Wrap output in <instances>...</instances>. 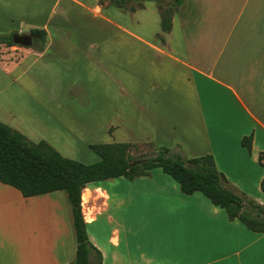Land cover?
<instances>
[{"label": "crops", "instance_id": "1", "mask_svg": "<svg viewBox=\"0 0 264 264\" xmlns=\"http://www.w3.org/2000/svg\"><path fill=\"white\" fill-rule=\"evenodd\" d=\"M46 1L47 8L33 0H0V20H20L29 10L34 16L27 22L30 30L44 29L50 35L48 27L61 0ZM66 3L92 19L89 35L112 36L118 48L119 39L140 42L154 53L152 58L141 63L144 70L138 68L137 52H142L128 44V68L116 64L117 73L112 66L116 76L123 73L124 84L106 74L115 95L124 91V100L120 104L112 99L106 107L103 99L82 96L83 88H90L84 80L76 85L80 97L61 96L59 90L68 95L72 86L62 83L65 64L46 36L43 50L22 47L18 58L0 61V121L30 141H46L61 154L89 148L101 130L113 136L110 126L126 130L121 142L166 147L170 156L211 154L235 192L264 205V166L258 161L264 152V0H183L170 32L163 34L164 44L156 38L160 16L151 5L123 12L108 0ZM39 8L42 16L35 11ZM147 18L154 26L147 36L158 41L140 34ZM117 50L113 53L120 56ZM98 51L97 61L103 62L98 58L106 48L98 45ZM101 77L105 79L104 68ZM102 82L97 80V93L104 88ZM105 109L111 117L103 124L100 114ZM249 135L247 150L241 140ZM39 203L45 206L41 212L46 225L33 223ZM81 210L88 239L100 253L98 264H264V232L229 218L200 191L185 194L161 168L132 179L120 176L87 184L81 191ZM75 253L71 208L64 194L25 197L0 182V264H69Z\"/></svg>", "mask_w": 264, "mask_h": 264}, {"label": "trees", "instance_id": "2", "mask_svg": "<svg viewBox=\"0 0 264 264\" xmlns=\"http://www.w3.org/2000/svg\"><path fill=\"white\" fill-rule=\"evenodd\" d=\"M130 1L108 0V5L130 11L143 7L132 6ZM182 1L170 0L173 10L158 7L160 32L156 38L162 44L165 43L163 34L171 30L172 14ZM30 33L38 38L33 49L43 50L46 31L33 28ZM11 35L0 34V43L13 45ZM251 142L250 135L241 140L247 150L251 149ZM135 147L129 142L93 143L89 148L99 159L94 163H83L63 156L44 140L30 141L0 121V182L18 189L25 197L53 191L64 192L71 208L76 240L75 258L69 264H98L100 260V253L86 234L81 210L82 189L89 183L109 178L124 176L132 179L154 168H161L172 176L185 194L200 191L214 205L224 208L229 218L239 219L252 231L264 232V205L235 192L217 170L211 154L184 159L180 155L170 156L168 148L159 147L153 155L132 158L129 152ZM258 161L264 166V152L259 154ZM134 162L137 163L132 164ZM260 188L264 192V178Z\"/></svg>", "mask_w": 264, "mask_h": 264}, {"label": "rangeland", "instance_id": "3", "mask_svg": "<svg viewBox=\"0 0 264 264\" xmlns=\"http://www.w3.org/2000/svg\"><path fill=\"white\" fill-rule=\"evenodd\" d=\"M34 4L37 6H42L46 4V0H33ZM50 1V0H49ZM52 1V0H51ZM57 4L59 0H56ZM100 0H95V3L99 4ZM55 0L53 1V3ZM131 5L137 7L138 5H151L156 9V11L159 14L158 7L162 8H171L174 9L170 3V0H131ZM47 8V6H44ZM42 8V7H41ZM35 9V11L39 12V14L42 16L44 10L43 9ZM29 11V10H28ZM27 11V13L22 12L19 19H16L14 16H7L4 17L5 19L3 21L0 20V34L5 35H11L13 31H20V32H29L30 26L28 25V21L32 20L34 16L30 14ZM123 12H130L129 10L125 9ZM174 14V12H173ZM172 14V16H173ZM88 14L84 12L83 10L79 8H73L68 3H66V0H61L60 5L55 11V14L51 18L50 26L48 27V32L50 35L46 33V36H48V39L50 42H52V49L58 50L57 55L61 62L65 64L66 68V75L64 79L62 80V83H65L67 86H72L69 90L68 95H64V90H59L61 93V96H65L67 98L72 97H80L81 96V90H78L77 86H81L82 80L85 81L86 85H90L89 90H86L85 87L82 90V96H89L90 100L96 101L97 98L103 99V104H106V107L112 106L111 100L117 99L119 100V103L121 104L124 100V91H120V93H117L116 95L113 93V78L112 74L119 80L120 85L122 86L124 84V78L123 73L118 77L114 74L112 70V66L114 64V70L118 73L117 66H120V68L123 70L125 67L128 68V64L130 63V54L128 53V44H131L132 48H135L136 51L142 52V55H138L137 52V60H136V66L138 68H141V63H147L149 61L154 53H151L150 49L146 47L145 45L141 44L140 42L136 41H126L125 39H119L118 44L121 47H116L114 45L113 40L111 39L112 36H108L105 34V36H99L96 37V33H90L89 35L87 29L88 23L92 20L91 18H88ZM154 29L153 21L149 18L146 19L141 24L140 28V34H142V37L148 41L152 36H147L151 34L152 30ZM98 36V35H97ZM154 41H158L154 39V36L152 37ZM92 44V47H88V44ZM135 46H132V45ZM98 45L101 46V48L104 45V48H106V53L101 58H98V60L103 62L97 61V53L98 51ZM126 45V48H124ZM26 47L18 44L8 45L6 43H0V61H3L5 59H11L13 61L14 59L18 58L21 53L20 48ZM30 48V47H29ZM33 48V47H31ZM119 53L120 56H115L113 51ZM109 50V51H108ZM144 70V66H142ZM104 68V74L105 79L101 77V69ZM137 68V69H138ZM142 70V71H143ZM106 74H110V79L106 76ZM140 72L138 70L137 74L135 75V78L137 81L140 80ZM2 77L0 76V80ZM59 81V78H57ZM97 80L102 82L104 88L99 89V93H97ZM1 82V81H0ZM111 87V88H110ZM58 92V95H59ZM69 96V97H68ZM92 102V104L95 105L96 103ZM97 109V108H96ZM104 114H100L102 117L101 123L105 124L107 118L111 117V115L108 114V110L105 109ZM116 121V120H114ZM117 122V121H116ZM105 126V125H104ZM127 126V124L125 125ZM115 128L113 126H110V133L115 132L113 136L109 134L106 130H101L100 135L97 136L95 139L97 143H111L114 141H124L126 139V135L123 134L126 132V130H114ZM125 135V136H124ZM110 139H113L112 141ZM110 140V141H109ZM33 142V141H32ZM135 144L136 147L132 148L129 152L130 156L132 158H139L142 156H150L153 155L158 147H155L154 145L146 142L142 143H132ZM61 154V153H60ZM63 156L76 159L78 161H81L83 163H94L98 161L97 155L90 149L87 148L81 152H74V153H62ZM60 193L64 194V192L60 191ZM65 195V194H64ZM43 203V202H42ZM41 204V203H39ZM45 206L43 204L36 205V210L39 211L37 213V217L33 220V223L35 225H46L48 220L45 216H43V213L41 212L42 209H44Z\"/></svg>", "mask_w": 264, "mask_h": 264}, {"label": "water", "instance_id": "4", "mask_svg": "<svg viewBox=\"0 0 264 264\" xmlns=\"http://www.w3.org/2000/svg\"><path fill=\"white\" fill-rule=\"evenodd\" d=\"M11 39L14 44H18V45H22L26 47H32V41H31V37L29 33L14 32L11 35ZM135 163L137 162H134L132 164H135ZM132 164H129V165H132Z\"/></svg>", "mask_w": 264, "mask_h": 264}, {"label": "flooded vegetation", "instance_id": "5", "mask_svg": "<svg viewBox=\"0 0 264 264\" xmlns=\"http://www.w3.org/2000/svg\"><path fill=\"white\" fill-rule=\"evenodd\" d=\"M30 37H31V41H32V46L35 45L38 42V38L37 36H35L34 34L30 33Z\"/></svg>", "mask_w": 264, "mask_h": 264}]
</instances>
